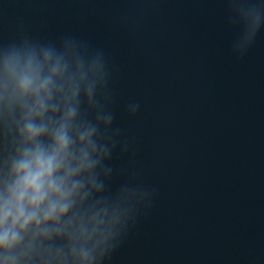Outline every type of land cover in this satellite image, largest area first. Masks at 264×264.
Returning a JSON list of instances; mask_svg holds the SVG:
<instances>
[{
  "label": "water",
  "instance_id": "1",
  "mask_svg": "<svg viewBox=\"0 0 264 264\" xmlns=\"http://www.w3.org/2000/svg\"><path fill=\"white\" fill-rule=\"evenodd\" d=\"M20 40L104 53L134 218L106 264H264V0H0Z\"/></svg>",
  "mask_w": 264,
  "mask_h": 264
},
{
  "label": "clouds",
  "instance_id": "2",
  "mask_svg": "<svg viewBox=\"0 0 264 264\" xmlns=\"http://www.w3.org/2000/svg\"><path fill=\"white\" fill-rule=\"evenodd\" d=\"M103 52L0 47V264H106L134 223ZM132 114L139 102L129 106Z\"/></svg>",
  "mask_w": 264,
  "mask_h": 264
}]
</instances>
